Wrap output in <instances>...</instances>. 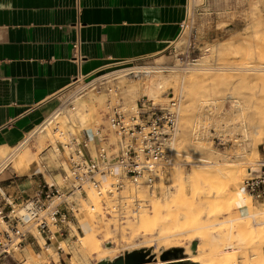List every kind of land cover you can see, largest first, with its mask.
Returning a JSON list of instances; mask_svg holds the SVG:
<instances>
[{
	"label": "rangeland",
	"instance_id": "obj_1",
	"mask_svg": "<svg viewBox=\"0 0 264 264\" xmlns=\"http://www.w3.org/2000/svg\"><path fill=\"white\" fill-rule=\"evenodd\" d=\"M187 4L184 24L160 61L149 58L107 69L103 72L111 71L107 75L109 81L96 88L88 84L95 76L73 82L55 98L54 106L46 115L49 116L44 118L45 121L28 130L26 139L14 147H0V189L6 195H14L16 192L20 195L23 189L30 194L35 182L43 180L42 175L38 173L40 159L43 158L49 167L55 166V156L51 149L56 142L54 128L64 133L67 130L73 133L81 128L106 124L108 101L113 102L117 98L124 103L133 104L142 95H146L156 102L167 103L172 93L174 98L178 99L177 127L170 155L172 164L166 168L164 184L160 183L159 189L154 193L145 186L121 193L130 198H137L136 195H139L137 199L142 200L139 207H135L131 199L121 201L115 195L98 196L88 190L94 209L88 210L82 203L79 227L77 231L71 230L66 236V244L82 238L93 228L102 248L106 245L118 246L113 254L116 257L132 250L128 244H138L145 238L133 226L137 225V215L146 212L149 216L154 199L163 204L168 191H179L176 184L181 182V179H184L183 191L186 197L190 196L196 187L201 190L200 195L205 197L204 191L209 184L204 183L200 177L196 179L197 171L237 167L229 189H235L238 194L246 193L243 184V180L249 176L246 170L255 167L260 143L264 140V82L252 79L253 75L264 70V62L259 58L260 52L256 54L259 47L251 46L264 23V0H188ZM261 45L260 48L264 47V41ZM237 54L241 57L236 56ZM129 66L145 67L140 69L150 71L144 73L145 75L142 72L125 74L128 70L123 69L112 72ZM167 66L173 68L168 69ZM220 67L226 68L225 71ZM233 69H239L238 73L242 77L234 71L233 74ZM222 73L224 74L220 75ZM226 73L227 78H224ZM157 81L162 82L161 87L157 86ZM110 87L116 91H109ZM227 88H230V94H220ZM75 89H80L74 95L72 104L75 108L66 106L60 112L55 111L62 98ZM21 155L24 159H20ZM33 173L36 175H32ZM44 177L49 181L48 176ZM192 178L196 180V187H193L192 183L189 184V179ZM21 194L25 196L24 193ZM93 194L96 197H93ZM195 195L198 197L199 193ZM249 199L254 211L264 213L262 201H255L250 197ZM200 203L197 204L202 207ZM105 207L108 209L105 210ZM242 209L233 208L228 213H237ZM228 213L223 212L221 216ZM159 215H162V212H159ZM0 225L2 226L1 222ZM105 230L109 231L106 236ZM154 235L155 232L152 236ZM254 239L255 236H252V241ZM58 240L60 238H55L48 249L40 250L27 246L20 256L24 260L23 264H96L100 261L95 252L90 253L85 247H65L64 242L61 243L64 251L57 253L55 245ZM179 242H182V245H179L183 249L186 239L180 238ZM159 248L153 245L146 249L159 256L163 245ZM248 249L250 247L242 252L247 254L248 261H256L254 259L257 256L254 250H251L254 248ZM263 249L264 245L261 246L262 257ZM10 264L14 263L11 261Z\"/></svg>",
	"mask_w": 264,
	"mask_h": 264
},
{
	"label": "built area",
	"instance_id": "obj_2",
	"mask_svg": "<svg viewBox=\"0 0 264 264\" xmlns=\"http://www.w3.org/2000/svg\"><path fill=\"white\" fill-rule=\"evenodd\" d=\"M140 68L145 67L129 66L112 72L123 69L128 70L127 74L139 73L134 71ZM109 73L96 74L88 84L96 88L106 83ZM78 80L77 77L73 82ZM112 89L115 90L110 87L109 91ZM79 90L62 98L55 111L60 112L66 106L74 109V95ZM169 99L167 103H160L142 95L135 103L128 104L117 98L108 101L106 124L73 133L54 128L56 142L51 149L55 166L49 167L40 159L38 173L43 180L35 182L30 194L23 189L20 195L17 192L6 195L0 189V264L11 261L23 264L20 256L27 246L48 249L55 238H60L55 245L56 252H63L66 236L79 227L82 203L88 210L94 209L88 190L98 196L115 195L121 201L131 199L139 207L142 200L121 193L140 186L152 193L159 189L160 183L164 184L166 168L172 164L170 155L177 127L178 99L172 93ZM254 168L243 180L244 188L253 200L264 204V140Z\"/></svg>",
	"mask_w": 264,
	"mask_h": 264
},
{
	"label": "crops",
	"instance_id": "obj_3",
	"mask_svg": "<svg viewBox=\"0 0 264 264\" xmlns=\"http://www.w3.org/2000/svg\"><path fill=\"white\" fill-rule=\"evenodd\" d=\"M187 2L0 0V147L16 146L40 125L75 78L160 61Z\"/></svg>",
	"mask_w": 264,
	"mask_h": 264
},
{
	"label": "bare ground",
	"instance_id": "obj_4",
	"mask_svg": "<svg viewBox=\"0 0 264 264\" xmlns=\"http://www.w3.org/2000/svg\"><path fill=\"white\" fill-rule=\"evenodd\" d=\"M258 28L259 27H257V29ZM258 30L257 32L259 33ZM257 35L258 36H255L254 40L251 42V46L259 47L257 48L256 54L260 52L259 58L261 57V62H264V47L260 48L261 43L264 41V23L260 26V34ZM238 55L240 56V54L236 56ZM225 69L222 70L225 71ZM149 71L150 69H136L134 72H142L144 74ZM233 71L236 75H240V73H238L239 69H233L232 72ZM223 74L224 73L220 75ZM227 75L226 73L224 78ZM240 77L242 76L240 75ZM252 77V79H258L260 82H264V70ZM220 78H222V76H220ZM248 78L250 79V77ZM161 84L162 82H158L157 86L161 87ZM229 89H224L220 94H230L228 91ZM20 159H24L22 155ZM207 166L209 167L210 165ZM224 169L221 168L216 171L205 169L196 172V179L200 177L204 183L209 184V187L204 191L205 197L200 195L201 190L195 186L194 183H196V180L192 178L189 179V184L192 183L193 187L196 188L190 196H185L183 191L184 184L182 181L184 179H181V182L176 184L179 186V191H168L165 195L166 199L163 200V204H159L158 199H154L151 204L152 210H150L152 213L149 216L145 214L146 212L137 215V225H133L145 238L138 244H128V247L135 250L146 249L153 245L155 248H159L163 245L164 250L172 247H181L180 245L182 244L180 243L182 242H179V239L185 238L187 242H185L186 245L183 247V256L175 260L188 259L200 264H264V256L262 257L261 255V246L264 245V213L263 211L257 212L252 209V204L249 199L251 196L247 192L248 195L243 192L238 194L235 192V189L234 191H230L229 185L234 181L237 167L236 169L234 167H229L227 170ZM254 169V167L252 170L249 168L246 170V173L250 174ZM242 171L244 170L242 169ZM197 193H199L198 197L195 195ZM212 193L214 196H211ZM136 196L138 198L139 195ZM93 197L96 196L93 194ZM210 197L211 199H209ZM198 202H201L200 204H202V207L198 206ZM239 207L243 208L242 211L238 210L237 213L233 214L228 213L231 209ZM159 212H162V215H159ZM223 212H227L228 214L226 216H221ZM179 216L184 217L179 218ZM133 226L132 228H134ZM132 230L134 231V229ZM95 232L96 231L92 228L90 231H87L82 238L73 242H68L66 245H71L75 248L85 247L90 253L95 252L99 260L111 261L116 257L113 254L117 251L118 246L113 247L112 245H106L105 248H102L100 246V241L96 238ZM108 232L106 231L105 236L109 234ZM153 232H155L154 236H152ZM252 236H255L254 241H252ZM192 240H196L197 245L195 250L189 251ZM120 247L122 246L120 245ZM249 247L250 249L254 248L251 250H254V254L257 256V259H254L256 261H248L247 254L242 252ZM241 252L243 253L242 255L240 254ZM161 263H163V261L159 258L158 254H156L153 260L142 264Z\"/></svg>",
	"mask_w": 264,
	"mask_h": 264
},
{
	"label": "water",
	"instance_id": "obj_5",
	"mask_svg": "<svg viewBox=\"0 0 264 264\" xmlns=\"http://www.w3.org/2000/svg\"><path fill=\"white\" fill-rule=\"evenodd\" d=\"M197 245L196 240H192L190 243V249L195 250ZM183 256V249L181 247H172L164 249L159 253V258L163 261L161 264H200L188 259H180ZM155 258V255L151 253L150 249H135L126 251L123 254L118 255L111 261L107 262L104 260L98 261L96 264H142L149 262ZM175 260V261H171ZM169 261V262H165Z\"/></svg>",
	"mask_w": 264,
	"mask_h": 264
}]
</instances>
